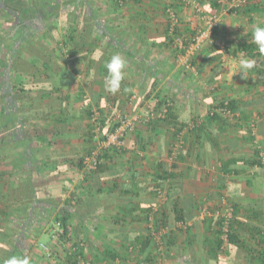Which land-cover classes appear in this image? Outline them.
<instances>
[{"label": "crops", "instance_id": "1", "mask_svg": "<svg viewBox=\"0 0 264 264\" xmlns=\"http://www.w3.org/2000/svg\"><path fill=\"white\" fill-rule=\"evenodd\" d=\"M10 1V4L21 13L26 11L24 3L33 2L32 0H21L22 3L18 0ZM259 1L261 0L250 1L248 4L251 7L244 10L245 12L236 13L232 9L221 15L222 21L212 36L214 39L209 41L207 47L202 46L196 59L198 69L191 76L178 74L171 65L172 59L169 60L168 57L170 54H168L166 39L167 20L165 14H162V10L169 6L167 3L178 4L182 31H190L192 22H195L196 18H192L188 13V4H186L188 0H125V6L119 8L115 6L114 0L89 1L95 10L96 23L88 22L92 23L93 27L91 35L88 36L87 45H76L74 59L67 60L63 65L64 74L69 76L68 79L65 81L54 77L50 79L53 87L62 84V99L65 104L63 108L73 117L71 125L63 131L66 136L73 132L75 134H72L73 137L64 138L59 143L50 140L51 144L45 148L46 155L52 159L65 157V161L69 159L74 161L81 156L80 153L85 151L87 153L92 144L87 141L88 123L85 108L94 106V103L105 111V105L109 102L124 113L134 115H141L145 103L152 97L162 100L164 96L167 99V96H170L174 106L171 110V119L142 123L143 125L137 126L136 131L127 138L124 153L113 159L112 166L109 167L113 169L112 172H99L88 177L87 182L82 183L84 173L71 167L76 172L70 171L73 175H70L68 179L62 177L66 182L64 186H48V190L58 191L63 194L64 199L70 200L73 204V214L69 220V235H72L77 242H84L86 259L93 260L94 264L129 263L125 245L146 232L147 224L143 220L140 209L154 205L152 198H155L156 194L149 193L151 181L155 172H160L159 165H165L168 161L167 153L174 144L178 145V149H183L180 158L175 162L177 169L172 171L169 168V172H175L176 176V179L170 181L179 188H173L170 182L166 183L165 187L171 186L179 190L177 195L181 196V202L183 197L195 198L202 194H210V197L219 196L218 182H230V179L234 181L243 175V172L239 175L224 174L221 166L222 163H228L232 159L236 161L252 159L253 155L246 153L247 148L259 149L255 143L264 142V117L261 116L264 111V86H255L257 75L252 78L247 76L245 79L251 80L255 89L241 91L240 74L234 75L233 71L227 72L225 69L229 70L231 66L233 67V58L238 59L241 54H244L240 51L232 55L233 49L230 48L229 42L234 45H238L239 42L243 44L244 41L253 43L252 25L264 22V6H259ZM210 3L218 4V8L225 4L223 0L203 2L205 5ZM217 9H211V12H218ZM78 26L82 27L80 24ZM60 32L65 35V28ZM186 35L188 36V33ZM223 44L229 46L226 52V57L231 60L229 65L226 64L228 61L224 62L221 58L219 60L215 58L219 56L218 53L221 52L219 47L224 46ZM54 46L55 44L52 47ZM113 54H120L127 61L124 79L120 90L116 93H110L105 88L107 75L105 66ZM55 55L57 58L66 59L65 55L61 56L59 51H56ZM56 75L59 77L58 71ZM17 80L16 77L14 83H17ZM23 82L29 83L30 78L24 79ZM218 96L220 101L234 100L238 109L228 116L223 115L218 120H209L207 115L210 105L212 101L218 99ZM56 97L57 94H51L48 99L53 101ZM45 114L47 117L44 119L29 120L26 129L38 127L52 130L59 117V110L48 109ZM257 119L260 123L254 124ZM189 123H198V126L192 129L193 132L185 133L183 129ZM255 126L257 131L251 132L250 128ZM35 137L37 136L33 135V139ZM36 139V143L39 141L43 145L47 144L49 134ZM10 143L11 141L0 140V149ZM41 158L42 154L35 155L36 160ZM11 162L12 159L0 161V227L2 229L12 227L11 222L7 221L3 214L8 211L9 205L15 202L11 194L9 198L12 201H2L3 194L8 188L16 189L18 185H24L27 181L31 182L33 178H35L34 182H37L36 175L28 171L15 170ZM214 166L217 168L216 172L212 171ZM131 171L134 173L133 178H130ZM251 185L252 183L247 185L248 195H243L244 198L239 200L244 207L253 204L254 199L256 205L258 197H262L261 201L263 200L264 193L257 192L254 187H250ZM238 193H244V190H238L234 194ZM10 207L11 210L16 209V206ZM180 207L183 208L182 203ZM44 208L48 210V207ZM263 209L264 207L260 208L259 212L262 213ZM171 219L169 218L171 222H174ZM174 223L179 228L181 223ZM194 223L199 232L197 242L201 246L202 228L201 225ZM257 224L261 226L260 223ZM186 225L192 226L189 223ZM27 242L32 245L29 237ZM179 243L189 247V240L187 241L186 238H182ZM72 244L73 241L66 246L68 249L64 246L61 248L69 252ZM197 250L202 251V248ZM170 251L176 255L179 251L177 245L172 246ZM31 252L32 249L30 254ZM65 257L66 255L64 260H66ZM113 257H115L114 260ZM229 258L227 264H229ZM184 259L191 264L195 262L189 253L184 255L182 261ZM201 259L200 256L199 260ZM177 260L178 258L176 262ZM207 262L217 264L211 259Z\"/></svg>", "mask_w": 264, "mask_h": 264}, {"label": "trees", "instance_id": "2", "mask_svg": "<svg viewBox=\"0 0 264 264\" xmlns=\"http://www.w3.org/2000/svg\"><path fill=\"white\" fill-rule=\"evenodd\" d=\"M18 1L22 3L21 0ZM89 1L34 0V3H24L26 11L21 13L14 5L10 4V0H0V26L4 25L9 29V32L6 34H3L0 29V140L4 142L11 141L10 145L0 149V161L12 159L11 164H14L15 170L28 171L37 177V182H34L35 178H33L31 182L27 181L24 185H18L16 189L8 188L2 196V201H12L9 198L11 194L14 196L13 200L15 202L9 205L8 211H5L3 214L5 219L11 222L12 227L6 229L0 227V264H3L12 255H28L30 253L31 246L27 242V235L29 233V221L35 209L41 211L44 207H48L49 209L56 210L54 222L59 223L60 228L63 230L58 240L66 241L69 237V220L73 214V204L70 200L64 199L63 194H60L58 191L51 192L47 188L49 185L64 186L66 182L62 179L61 168L66 166V164L82 172V157L74 161L68 158L69 160L65 161V157L52 159L45 153V148L51 144L50 140L59 143L64 138L73 137L72 134H75L73 132L71 135L66 136L63 131L64 128L71 125L73 117L65 112V108H63L65 104L62 99V84L61 86L57 85L53 87L50 79L53 77L56 79L60 78L63 81L68 79L69 76L66 73L64 74L63 65L67 60L74 59V48L76 45H87L88 36L92 32V23H96L95 10ZM197 1L200 3L199 0ZM250 1L248 0V2ZM248 2L242 7H235L233 10L236 13L245 12L244 8ZM114 3L118 7L126 4L125 0H114ZM258 5L264 6V0L259 1ZM218 6L216 3H210V7L203 4L205 10L209 9L210 13H214L211 12V9H217ZM165 10L164 14L167 20L166 39L171 43L173 51L175 50L178 53L173 46V37L169 34L170 23ZM83 17L85 18L83 19ZM79 24L82 25L81 28H79ZM64 28L65 35L60 32V29ZM214 31L215 29L213 28L211 36H213ZM174 35L179 36L178 26L174 29ZM169 43L167 45H170ZM225 43L228 44V42ZM54 44L55 46L52 47ZM231 44L234 45V43L229 42L230 48L232 47L233 49L232 55L242 51L247 58L260 60L259 67L256 69L258 79L254 84L255 86H264V54H260L255 44L251 42L244 41L243 44L239 42L238 45L236 44L237 46H232ZM223 45L227 52V47L229 46ZM234 47L238 49L235 50ZM56 51H59L61 56L65 55L66 59L57 58L55 55ZM196 59L197 57H193L189 64L190 67L197 71ZM57 71L59 77L55 76ZM16 77L18 80L17 83H14ZM27 78H30L31 83L23 82ZM51 94H57V97L53 101H49L48 99V96L50 98ZM162 103H165V101L160 100L159 104ZM220 107L226 108V112L223 114H227V116L238 109L234 100H221L217 106L208 112L207 116L209 120H218L223 116L215 112L213 115H210L214 109ZM94 108L100 110L98 122L102 128L107 129L108 117L103 108L98 106L97 103H94V106H87L85 108V116L88 123L86 130L87 141L92 145H90L86 155L91 154L96 149L95 143L92 141L94 133H92L93 127L90 123ZM48 109L59 110V117H57L55 126L51 128L52 130H49L50 128L42 129L38 127L26 129V124L29 120L46 118L45 111ZM168 119H171L170 106L167 109L165 120ZM160 121L164 120H156L154 122ZM190 132H193V130ZM185 133H189V131ZM47 134H49L47 144L43 145L39 141L36 143V138H41ZM33 135L37 137L33 139ZM182 152L183 149H178L176 144L168 151L167 158L173 162L170 167L172 171L177 169L175 162L176 159L180 158ZM123 153L122 150L119 151L115 148L102 149L99 153L101 164L98 165L96 171L84 174V178L81 179L82 183L87 182L88 177L99 172H112L113 169L109 167L112 166L113 159ZM36 154H42V158L36 160ZM17 156L18 158H15ZM262 159H264V152L260 149H255L252 159H240L237 161L232 159L228 163H222L221 167L224 174L234 173L235 175H239L241 172H247L256 167L263 168L264 172ZM158 169L160 172H155L149 193L156 194L158 191H165L167 195L166 201L161 212L152 215V217L150 213L153 205L146 209H140L143 213V220L148 224L145 229L146 232L140 237L137 236L133 242L125 245V252L129 248L136 249L138 252L136 259H141L147 264H154L156 259L159 258L157 256L158 253H161L162 250L164 253H168L172 246L175 247L177 245L175 238L173 239L174 232L167 226L168 222H171L169 218H173L174 222L183 224L187 219L190 220L192 218H187V213L192 210L197 211L199 206L205 204L207 199V197H204L199 199V202L198 199H194L193 202L190 200L191 197H186L181 202L177 195L179 190L173 189L179 187L171 183L172 180L176 179L175 172H169L170 169L165 168L164 164L159 165ZM133 174V171H131L130 178H133ZM169 182L173 187L170 186L172 189L165 187L166 183ZM251 183V180L246 181V185H250ZM217 191H219V196H223L228 201L231 216L224 218L218 215L210 218V220L202 219L194 223L201 225L202 228L201 248H204L209 254L210 259L215 262H226V258L230 257L229 264H240L239 258H241V250H243L246 257L244 264H264V227L257 224L262 223V213L259 212V209L264 207V198L261 202H256V205L253 203L244 207L241 201H239L241 198H244L243 193L234 194L236 192L234 186L227 184L226 181L218 182ZM180 202L183 208L180 207ZM10 206H16V209L11 210ZM239 216L241 217L239 218ZM150 217L152 218L151 222L149 221ZM9 218L12 219L9 220ZM40 227L42 225L36 230L38 233L41 232ZM164 227L166 231L160 236L159 241H156L154 234L157 235ZM186 233L189 234L191 239L188 244L196 246V249L200 248V243L197 242L199 235L197 227L194 225L186 227ZM209 234L210 240L208 238ZM84 246V242H74L72 247H75L76 250L75 252L66 251V260H61L63 264H75L74 260L76 256L85 258ZM197 251H195V262L192 264H201V260H199L200 254L198 255ZM218 252L223 253V255H219ZM114 259L115 257H113ZM235 259H238V262ZM89 262L90 264H94L93 260ZM178 263L191 264L185 261V259L184 261L179 260Z\"/></svg>", "mask_w": 264, "mask_h": 264}, {"label": "rangeland", "instance_id": "3", "mask_svg": "<svg viewBox=\"0 0 264 264\" xmlns=\"http://www.w3.org/2000/svg\"><path fill=\"white\" fill-rule=\"evenodd\" d=\"M32 1H34V0H32ZM199 1H200V5L203 7V2L206 1V0H199ZM223 1H224L225 4H223V7L217 9L218 12H215L216 14L215 13H210L209 9L208 10H205V8L203 7V10H204V12H205L206 15H210V14L217 15V17H218V20L217 21L218 22H217V25L214 27V29H216L219 26V24L221 23V21H222L221 20V15L225 11L226 12H230V11H232V9H235V8L232 7L231 0H229V1L228 0H223ZM167 5L171 6L174 9L176 15L179 18L180 17L179 14L181 12L179 11V9L177 7L178 4H175L173 2H169V3H167ZM123 6H125V4ZM209 7H210V4H209ZM249 7H251V6H249V4H247V6L244 8V10H246ZM187 9H188V13H190V15L192 16V18H196V20H195V22H192L193 26H191L190 31H182L183 27H182V23L180 22V18H179L180 24L178 25V28H179V36L184 41H186L187 43H189L191 41V39L196 34H198L199 31L205 30L207 25H206V21L205 20H201V18L198 17L193 12V9L190 6L187 5ZM240 9H242V8H240ZM162 14H164V10H162ZM261 24H264V22L261 23ZM0 29H1V31H2L3 34H6V33L9 32V29L6 28L4 25L3 26L1 25L0 26ZM187 33H188V36L186 35ZM211 37L212 36H210L209 41H212V39H214L213 37L212 38ZM217 40H219V38ZM209 41L206 42L203 46L204 47H207V45H209ZM169 44L170 45H167V50L169 52L168 54H170L168 56L169 57V60L172 59V64H171L172 67L180 75L181 74L182 75L185 74L186 76H188V75L191 76V74L193 75L196 72V69H194V71H192L190 69H187L186 66L187 65H190L189 63L192 61L193 57H198L199 56L201 50H199L193 56H191L190 58H188L189 56H186V54L179 56V54L176 53L175 50L173 51V48H172L171 43H169ZM219 48H220V51L221 52H219L218 53L219 56H217L215 58L217 60H219L221 58V59H223L224 62H227L228 61L226 64L229 65L230 64L229 61H231V60H229L230 58H227L226 57V53L223 52L222 46L219 47ZM255 61H256V63L257 62H260V60H255ZM172 67H170V68H172ZM258 67H259V65L257 63L256 66L249 72L248 76L250 78H252V77H254V76L257 75V70L256 69ZM225 70L227 72H229V71L232 72L233 71V67L231 66V68L229 70H227V69H225ZM168 72H170V70H168ZM221 73L222 72H220V74ZM245 80L249 81V83H246L247 81L244 82ZM206 87L207 86H205V88ZM239 87H240L241 91L242 90L250 91L251 88L252 89H255V87L253 88V84L251 83V80H248V79H244V80L241 79L240 80V86ZM210 88H211V86H210ZM179 91H181V90H179ZM167 97H168V99L165 98V96L163 98H161V99L164 100L165 102H168L171 110H173V106H174L173 101H171L170 96H167ZM219 98H220V96H218V99L217 100L212 101V103L210 105V109H209L208 112H210L215 106H217L219 104V102H220V99ZM153 100H155V98H153V97L150 100H148V102L145 103V108ZM204 101H205V99H204ZM206 104H207V102H206ZM213 104L215 106H212ZM105 113L108 116L107 112H105ZM125 114L129 118L142 117L143 114H144V110H143V113L141 115L129 114L127 112ZM261 116H262V118L264 117V111L261 113ZM255 123L256 124L257 123H260L259 119H257V121L254 122V124ZM138 125H143V124L142 123H137L136 124L134 131L133 132H129L126 135V142H127L128 136L131 135L132 133H134L136 131V128H137ZM256 126H255V128H251V132L256 130ZM263 126H264V124H263ZM100 140H101V138L100 139L99 138H93L92 139V141L95 143V146L96 147H99L98 143H100ZM258 143L259 144H257V142H256L255 143V146H257L261 151L264 152V142H262L263 144L260 143V142H258ZM254 150L255 149H253V148H249V149L247 148V151H246L247 155H251V156L253 155L254 156ZM85 152L80 153V155H81L80 157L86 155ZM69 158H71V157H69ZM79 158H77V159H79ZM172 163L173 162L168 159V161L165 163V167H168V169H169L171 167ZM216 169L217 168L214 166L213 169H212V171L213 172H216ZM74 170H75L74 168H71V165L67 164L66 166H64V167L61 168L62 176L64 178H67L68 179V177H70V175H73V174H70V171L73 172ZM75 172L76 171H74V173ZM246 179H250L251 180L252 185L250 187H254V189L257 192L258 191H262L264 193V172H263V168L256 167L255 169H252V170L250 169L247 172L244 171L242 176L238 177L234 181L232 179H230V182L227 181L226 183L234 186V190H236V191H238V190L239 191H243L244 190V193L245 194L243 193V195L247 196L248 195V189L247 188H249V187H247V185L245 183ZM180 197H179V199H180ZM204 197H207V199L205 201V204H201L199 206V208L197 209V211L192 210L189 213H187V218L188 217H192V218L190 220L187 219L185 223L180 224L179 225V228L176 227V226H178L177 224H175L173 222H168L167 226L169 228H171V231L172 232H174L173 239L174 238H175V240L177 239L178 243H179V241H181L182 238H186L187 241L188 240L191 241L189 234L186 233V227H188V225H186V224L189 223L190 225H193L194 222L201 221V219H205V220H208L209 219L210 220V218H212L214 216H218V215L219 216H221V215L222 216H225V215H227V213L229 211L228 201H226L223 196H213V197H210V194H208V195L207 194H203V195L196 196L195 198H192L191 197L190 200L194 201V199L195 200L198 199V202H199L200 201L199 199H202ZM164 198H165V196H164ZM263 198H264V194H263ZM184 199H185V197H183V200ZM261 199H262V197H258L257 203H259L261 201ZM165 201L166 200H164L162 197H157L156 195H155V198H152V203L154 204L153 207H152V208H154V210H153L154 212H152L153 215L161 212L162 207H163ZM254 201H255V199H254ZM254 201H253V203H254ZM205 209H206V211H203ZM55 214H56V210H54V209H49L48 208V210H47V209L43 208L41 211H39L38 209H36V211L33 213V218H31L30 221H29V228H28L29 229V233H28L27 237H29V239L32 240V245L30 243V245H31V248L30 249H32V252H31V254L29 253L30 256H29V254L27 256H29L31 258L32 264H37V263H39V262L42 261V254H41L40 246L41 245H44V244L50 246L51 249H52V251H54L53 253L55 255L54 256V259L51 262H48V264H63V262L61 260L64 259V255H66V252L61 247L62 246L66 247V246L70 245L72 241H73V243L76 241L74 239V237H72V235H69V237L66 239V241L65 240H60L58 242L57 240L51 239L52 230L55 228V222H54V220H55ZM261 215H262L261 216L262 223H260V224L264 227V209H263ZM171 220H173V218ZM40 225H42V227H40V231L41 232L38 233V231H36V230H37V228H39ZM147 226H148V224H147ZM161 230H164V229H161ZM208 238L210 240V234L208 235ZM177 241H176V244H177V247H178V250H179L178 253L176 254L177 256L174 253H170L171 252L170 249H169L168 253H164L163 250H162L161 253H158L157 256L159 258L156 259V261H155L154 264H178L177 263L178 260L180 259V261H182V258L187 253L191 254L192 258H194V260H195V257H196V255H195L196 252L195 251H197L196 246H194V245H191L190 246L189 245V247H188V246H186L184 244L182 245L181 243L178 244ZM66 248L68 249V247H66ZM200 248H201V246H200ZM241 251H242L241 252V255L243 257L241 256V258H239L240 259L239 262H240V264H244L245 263V258H246L244 256L245 252L243 250H241ZM125 253H127V255H128V258H127L128 259V262H129L128 264H147V263L143 262L141 259H136L137 254H138V252H137L136 249L132 248L130 250H127ZM197 253H198V255L200 254V256L202 258L201 259V262H200L201 264H209L207 261L208 260L210 261V257H209V254L206 252V250L204 248L202 249V251L198 250ZM218 254L219 255H223V253H220V252H218ZM57 255H58V257H57ZM177 258H178V260L176 262V259ZM89 261H91V260H89ZM235 261L238 262V259L237 260L235 259ZM216 263L217 264H227V258H226V262H224V261H218Z\"/></svg>", "mask_w": 264, "mask_h": 264}, {"label": "built area", "instance_id": "4", "mask_svg": "<svg viewBox=\"0 0 264 264\" xmlns=\"http://www.w3.org/2000/svg\"><path fill=\"white\" fill-rule=\"evenodd\" d=\"M248 0H231L232 7H242L244 6ZM192 9L193 12L201 18V20L206 21V29L203 31H199L198 34H196L189 43L184 41L180 36L174 35V29L179 25V18L176 15L174 9L171 7H167L165 10V13L168 17L170 28H169V34L173 37V43L174 48L178 51L179 56L186 54V56H193L196 52L201 50L202 46L209 41V38L212 34L213 28L217 25L218 17L215 14L206 15L203 7L200 5V3L197 0H190L186 2ZM187 45V46H186ZM223 52H226L224 49V46H222ZM182 52V53H179ZM259 65V62H258ZM187 69H190L194 71V68L190 67V65L186 66ZM160 100L155 99L153 100L149 105L146 106L144 109V114L142 117H133L129 118L123 111L116 108L113 104L107 103L105 105L108 114V121H107V129L102 128L100 123L98 122V118L100 116V110L98 108H94L92 110L91 114V120L90 123L93 127L92 133H94L93 138H101L100 143H98L99 147H96L94 151H92L91 154H87L82 156V173L89 174L93 171L97 170L98 165L101 164V159L99 158V153L102 149L107 148H115L119 151H124L126 148V135L129 132H133L135 129V126L137 123H151L156 120H165L167 109L169 107V103L165 102L162 104H159ZM215 113H218L220 115H224L223 113L226 112V108H217L214 109L213 112L210 115H213ZM116 125V126H115ZM113 126H115L113 128ZM198 126V123H189L183 131H191L195 127ZM113 128V129H112ZM112 129V130H110ZM178 147V145H176ZM262 157V155H261ZM262 163L264 164V159H262ZM157 197H162L164 200H166V193L165 191H158L156 193ZM165 196V198H164ZM154 208H152L150 216L152 217ZM156 210V209H155ZM203 211H206L203 210ZM231 216V210L229 209L227 215L222 216L224 218H228ZM149 218V221H152V218ZM202 220V219H201ZM164 230H161L157 235L154 234L155 240L159 241L160 236L166 231L165 228H162ZM63 233V230L60 228L59 223H55V228L52 230V236L51 239L57 240L59 242V236ZM41 254H42V261L37 264H48V262H51L54 259V254L50 246L48 245H41ZM132 248H129V250ZM69 252H75V247H70ZM75 264H90L89 260L82 257V256H76L74 260Z\"/></svg>", "mask_w": 264, "mask_h": 264}, {"label": "clouds", "instance_id": "5", "mask_svg": "<svg viewBox=\"0 0 264 264\" xmlns=\"http://www.w3.org/2000/svg\"><path fill=\"white\" fill-rule=\"evenodd\" d=\"M252 42L260 54H264V24L252 26ZM127 61L120 54H113L106 64L107 75L105 77V88L110 93L120 90L121 82L124 79V69ZM256 66V61L241 54L239 59L233 58V73L240 74L245 79L249 72ZM3 264H32L31 258L27 255H12Z\"/></svg>", "mask_w": 264, "mask_h": 264}]
</instances>
